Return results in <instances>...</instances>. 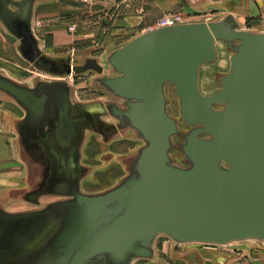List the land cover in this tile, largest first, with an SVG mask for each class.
I'll return each instance as SVG.
<instances>
[{
    "label": "water",
    "instance_id": "obj_1",
    "mask_svg": "<svg viewBox=\"0 0 264 264\" xmlns=\"http://www.w3.org/2000/svg\"><path fill=\"white\" fill-rule=\"evenodd\" d=\"M36 1L0 0V24L26 61L58 76L26 85L0 72V92L25 113L16 133L21 160L35 169L33 183L44 182V194L59 198L20 211L0 199V264H134L154 258L160 238L174 248H264V29L242 27L231 12L148 29L106 55L112 75L92 78L120 101L84 102L64 76L71 66L74 74L101 73L102 66L93 58L45 56L32 27ZM218 40L231 52L229 68L216 74L218 90L204 95L199 69L216 60ZM167 84L187 130L168 111ZM106 112L115 126L103 120ZM108 126L111 137L131 130L143 144L119 182L86 193L82 145L88 131ZM70 161L76 171L68 174Z\"/></svg>",
    "mask_w": 264,
    "mask_h": 264
},
{
    "label": "rangeland",
    "instance_id": "obj_2",
    "mask_svg": "<svg viewBox=\"0 0 264 264\" xmlns=\"http://www.w3.org/2000/svg\"><path fill=\"white\" fill-rule=\"evenodd\" d=\"M47 4L53 6L52 9L46 11L40 8L32 20L34 33L45 56L69 57L77 61L93 58L103 67V74L106 75L113 74L106 55L135 35L159 26L164 15L180 13L182 22L213 19L195 12H182L175 0H50ZM260 17L259 14L248 18L244 28L264 29ZM17 43L18 40L0 24V72L26 85H32L39 77L51 79L58 76L42 72L26 61L18 52ZM217 45L220 49L217 59L204 63L200 68L199 88L204 95L218 90L216 74L225 73L229 68L231 52L223 41H218ZM99 75L94 70H88L64 77L71 84L76 99L120 101L92 81ZM165 89L168 111L179 120L180 129L187 130L189 126L179 117V103L173 85L167 84ZM23 114L24 111L16 103L0 92V199L5 209L12 211L30 209L58 199L57 196L42 195L35 204L26 198L30 192L27 187L31 190L38 187L32 185L33 169L29 167L28 170L20 158L13 128V121ZM107 119L116 121L111 116ZM176 141L179 139L176 138ZM142 144L143 141L131 130L117 133L110 139L96 131L87 133L81 149V163L88 169L80 182L81 190L96 193L119 182L126 174L127 159ZM172 155L182 162L183 156L178 150H174ZM171 245L169 239L160 238L155 259L140 260L135 264H182V259L172 258ZM189 247L197 249L203 256L204 264H264V248L254 242L221 247L190 244Z\"/></svg>",
    "mask_w": 264,
    "mask_h": 264
},
{
    "label": "crops",
    "instance_id": "obj_3",
    "mask_svg": "<svg viewBox=\"0 0 264 264\" xmlns=\"http://www.w3.org/2000/svg\"><path fill=\"white\" fill-rule=\"evenodd\" d=\"M47 1L50 0H37L35 2L33 7L32 20L35 18V13L39 11L40 8L46 11H50L52 9L53 6L47 4ZM175 3L179 4V8H181L182 12H187V11L190 13L195 12L197 14L209 16L210 18L213 19L218 18L227 12H231L237 17L242 27H244L243 24H245V21L248 18L260 14L261 24H264V0H175ZM32 26H33V21H32ZM199 81H200V73H199ZM189 245L190 244H188V246ZM189 248H190L189 250L191 251L189 253H191L193 256L194 255L197 256L198 258L204 261L203 256L197 251V249L193 247H189ZM171 249H172V245H171ZM156 254H157V250H156ZM156 254L154 258L147 261L154 260Z\"/></svg>",
    "mask_w": 264,
    "mask_h": 264
},
{
    "label": "flooded vegetation",
    "instance_id": "obj_4",
    "mask_svg": "<svg viewBox=\"0 0 264 264\" xmlns=\"http://www.w3.org/2000/svg\"><path fill=\"white\" fill-rule=\"evenodd\" d=\"M57 62V61H56ZM64 62L65 61H63V64H64ZM58 63V62H57ZM59 64V63H58ZM62 64V65H63ZM89 64H90V62H89ZM60 65V64H59ZM88 70H92V69H88ZM87 70V71H88ZM77 100H79V99H77ZM79 101H81V100H79ZM89 101H94V100H89ZM89 101H84V102H89ZM25 114V113H24ZM24 114H23V116H24ZM23 116H21V117H19V118H16L14 121H13V128H14V132H15V134H16V142H17V146H18V148H20V146H19V144H18V137H17V133H16V130H17V124H16V120L17 119H20V118H22ZM107 116H111L108 112H106L105 114H103V120L107 123V124H110V125H116L117 124V119L116 118H114V119H116V121H109L108 119H107ZM104 117H106V119H104ZM111 117H113V116H111ZM20 130L23 132V133H25V127H24V125H20ZM99 130L100 131H104V130H107L105 133H106V139H110V138H112V137H114L117 133H120V131H118L115 135H113L112 137H111V135L113 134V127H110V126H108V127H101V128H99ZM89 132H91V130L90 131H88L87 133H89ZM104 133V132H103ZM40 135L41 136H43L44 135V132H40ZM86 139V138H85ZM34 140L35 139H30L29 137H25V141H26V143L30 146V147H32V144L34 143ZM85 142V141H84ZM84 144V143H83ZM83 146V145H82ZM35 147V146H34ZM175 150H177V149H175ZM19 151H20V149H19ZM25 165H26V168L29 170V167H30V165H28V164H26L25 163ZM31 169H33V172H34V168L33 167H30ZM35 174L33 173V176H34ZM32 176V179H31V181H32V185H36L37 187H39L40 186V184H43V188L41 189V190H39V191H33V190H31L29 187H27V191H31V192H29L28 193V201H30L31 203H35L36 202V200L41 196V195H49V194H44L45 193V191H46V187H47V185L44 183V182H42V181H37V179H36V183H33V179H34V177ZM36 196V200L34 201V202H32L31 201V197H35ZM52 196H56V195H52ZM41 198V197H40ZM57 198H59V196H57ZM4 206V205H3ZM5 208V207H4ZM7 209V208H6ZM8 210V209H7ZM10 211H12V210H10ZM16 211H20V210H16ZM159 241V240H158ZM158 243V242H157ZM156 247H157V245H156ZM190 248H189V246L188 245H183V246H178V247H176V248H174L173 246H172V251H171V256H172V258L173 259H183V263L182 264H204V261L202 260V259H200V258H198L197 256H193L191 253H189V252H191L190 250H189ZM136 263V262H135ZM134 263V264H135Z\"/></svg>",
    "mask_w": 264,
    "mask_h": 264
},
{
    "label": "bare ground",
    "instance_id": "obj_5",
    "mask_svg": "<svg viewBox=\"0 0 264 264\" xmlns=\"http://www.w3.org/2000/svg\"><path fill=\"white\" fill-rule=\"evenodd\" d=\"M218 41H222V40H218ZM218 41H216V51H217V56H219V48H218V45H217V42ZM224 42V41H223ZM225 43V42H224ZM217 59V58H216ZM219 61H222V59H220L219 58ZM59 63V62H58ZM205 63H208V62H205ZM60 65H62L61 63H59ZM204 64V63H203ZM202 64V65H203ZM71 65H73V64H71ZM201 65V66H202ZM201 68V67H200ZM73 73V69H72V66H71V72H70V74H72ZM199 73H200V69H199ZM53 74H55V73H53ZM100 74H103V67H102V72L100 73ZM199 90H200V88H199ZM201 92V91H200ZM202 93V92H201ZM94 131H96V132H99L100 134H102L103 136H106V131L107 130H104L103 132H101L100 130H94ZM37 145H38V143L37 142H34L33 144H32V146L34 147H37ZM55 166H56V161H54V159H53V170H54V173H55ZM76 171V168L71 164V161L69 162V166H68V169L65 171V173H68V174H70V173H74ZM43 188V184H40V186L37 188V189H35V190H33V191H39V190H41ZM31 192V191H30ZM42 196V195H41ZM40 196V197H41ZM39 197V198H40ZM26 198L28 199V193L26 194ZM38 198V199H39ZM38 199L36 200V202H35V204L38 202Z\"/></svg>",
    "mask_w": 264,
    "mask_h": 264
},
{
    "label": "built area",
    "instance_id": "obj_6",
    "mask_svg": "<svg viewBox=\"0 0 264 264\" xmlns=\"http://www.w3.org/2000/svg\"><path fill=\"white\" fill-rule=\"evenodd\" d=\"M182 21L183 20H182V16L180 13H168V15H164L162 17V22L159 26L181 23ZM156 27H158V26H156Z\"/></svg>",
    "mask_w": 264,
    "mask_h": 264
}]
</instances>
